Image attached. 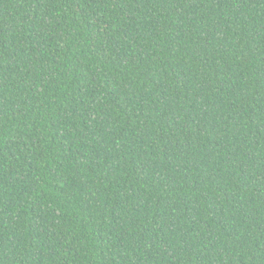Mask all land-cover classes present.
Returning <instances> with one entry per match:
<instances>
[{
	"label": "trees",
	"instance_id": "trees-1",
	"mask_svg": "<svg viewBox=\"0 0 264 264\" xmlns=\"http://www.w3.org/2000/svg\"><path fill=\"white\" fill-rule=\"evenodd\" d=\"M0 264H264V0H0Z\"/></svg>",
	"mask_w": 264,
	"mask_h": 264
}]
</instances>
